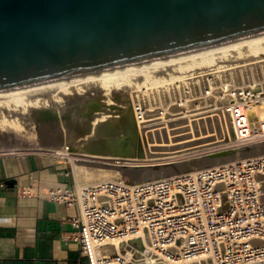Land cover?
<instances>
[{
    "label": "built area",
    "instance_id": "built-area-1",
    "mask_svg": "<svg viewBox=\"0 0 264 264\" xmlns=\"http://www.w3.org/2000/svg\"><path fill=\"white\" fill-rule=\"evenodd\" d=\"M214 59L166 72L172 79L159 89L133 88L139 147L151 156L132 164L108 158L128 172L174 161L186 164L181 171L80 183L79 156L67 143L0 148V157L37 154L69 166V186L44 187L30 177L18 194L75 206L70 235L88 264H264V54ZM213 156L231 159L191 164ZM114 239H124L116 252L108 247Z\"/></svg>",
    "mask_w": 264,
    "mask_h": 264
},
{
    "label": "water",
    "instance_id": "water-1",
    "mask_svg": "<svg viewBox=\"0 0 264 264\" xmlns=\"http://www.w3.org/2000/svg\"><path fill=\"white\" fill-rule=\"evenodd\" d=\"M261 31L264 0H0V89Z\"/></svg>",
    "mask_w": 264,
    "mask_h": 264
},
{
    "label": "bare ground",
    "instance_id": "bare-ground-1",
    "mask_svg": "<svg viewBox=\"0 0 264 264\" xmlns=\"http://www.w3.org/2000/svg\"><path fill=\"white\" fill-rule=\"evenodd\" d=\"M231 54L239 58L264 54V31L173 54L155 56L95 71L72 73L45 81L0 89V133L15 132L22 136H28L33 133L36 118L42 121V119L45 120V117H51L54 112L57 113L59 111L60 114L66 106L68 107V104L70 107H78L81 104H84L85 107L94 106L89 109L90 115H86L89 116L86 119V124L76 129L83 138L81 139L82 142H84L83 146H79V150L83 154H88L90 158H97V160L120 158L130 161L131 164L134 161L143 163L151 155L142 154L139 147L136 124L132 113H130V100L134 94L127 92L129 93V98L126 99L125 94L121 92L124 89L121 90V88H126L127 85H131V87L134 85V88L144 87L145 90L159 89L170 82L172 77L169 75L173 71L191 70L201 65L210 64L215 62V56L223 61L224 58L229 57ZM120 104L122 107L125 105L124 108H128V110H119L120 108L117 107ZM97 108L101 112H95ZM114 108L116 110H113ZM258 111L260 118L263 119L264 109H258ZM103 121H106V123L102 124ZM88 124H90L91 128L86 130ZM70 131L72 132L71 129ZM69 137L71 138V134ZM169 155L172 156L171 154ZM169 155L158 154L161 157L167 156L164 158H169ZM237 156L242 155L239 154ZM230 159V157L213 156L193 159L191 164L200 167L225 162ZM174 163L171 162V165L163 166L164 168L160 172L141 169L138 172H130L126 176L138 182L174 171L175 169L180 170L186 166L175 167ZM113 166L116 171L101 168L100 172L105 173L108 178H116L122 176L120 175L122 170H124L122 167H126L127 164L121 163ZM140 167H143V165ZM122 240L124 239L110 241L109 249L114 252L119 250ZM137 243L141 246L142 242L137 240Z\"/></svg>",
    "mask_w": 264,
    "mask_h": 264
},
{
    "label": "crops",
    "instance_id": "crops-1",
    "mask_svg": "<svg viewBox=\"0 0 264 264\" xmlns=\"http://www.w3.org/2000/svg\"><path fill=\"white\" fill-rule=\"evenodd\" d=\"M68 169L37 154L0 157V264H88L70 235L76 207L18 194L30 177L67 187Z\"/></svg>",
    "mask_w": 264,
    "mask_h": 264
},
{
    "label": "rangeland",
    "instance_id": "rangeland-1",
    "mask_svg": "<svg viewBox=\"0 0 264 264\" xmlns=\"http://www.w3.org/2000/svg\"><path fill=\"white\" fill-rule=\"evenodd\" d=\"M132 88H134V85L132 87H131V85H127L126 88L125 87L121 88V90L124 89L121 92H123L125 94V96L127 97L126 99L129 98L128 97L129 93H127V92H132ZM126 102H127V100H126ZM123 106L125 107V105H123ZM92 107H94V106H92ZM92 107H89V106L85 107L84 104L78 105V107H72V106L70 107L68 104V107L66 106L67 109L65 108L62 111V113H60V114H59V111H57V113L54 112L51 114V117H48V118L42 117L45 119V120L42 119V121H39V119L36 118L35 119L36 122L34 120L35 124L33 126V129H34L33 133L28 135V136L27 135L22 136V135L15 133V132H1L0 133V148H8V147H20V148H31V149H33V148H36V149L45 148L47 150V149H51L52 146H60L63 143H67L70 145L71 149L74 152H76L79 156V161L74 164V170H75V174L77 176V179L79 180L80 183H88V182H91L94 180H98V179H102V178H108V177H106L105 173L103 174L100 172V169L102 168L105 170L106 169L107 170H115V167L113 166L114 163L112 160H108V159H106V160L105 159H102V160L98 159L97 160V158H92V157L90 158V156H88V154L87 155L83 154L79 150V146H83L84 142H82L81 139H83V138H82V136L79 135L80 133H79V131H76V129L81 127L83 124H86V119L89 118V116H86V115H88V114L90 115L89 109H91ZM124 107H122L120 104V106L117 108H120L119 110H128V108H124ZM71 109H73V110H71ZM77 109H79V110H77ZM113 110H116V108H114ZM95 112L99 113L101 111H100V109L97 108L95 110ZM78 113L80 114V116ZM130 113H131V110H130ZM70 114H71V117H70ZM74 114H75V116H74ZM68 116H69V118H68ZM249 119H250V121H255V113L254 112L250 113ZM71 123H72V125H71ZM103 123H106V121L105 122L103 121L102 124ZM70 126H72V128H70ZM87 127H86V130L90 129L91 128L90 124H88ZM70 129L72 130V132L70 131ZM70 134H71V138L69 137ZM77 135H79L80 137ZM74 138H75V140H73ZM76 139H78V140H76ZM173 165L175 167H177V166L186 165V164L183 162H180V163L175 162ZM130 166H133V165H130ZM147 166L148 165L145 164L144 168H138V169H136V171H130V172H138L141 169H147L146 168ZM128 167H129V165H127L126 167H122L124 170H122L120 175L126 176L128 173H130L127 171ZM160 170H159V172H160ZM95 174L96 175L98 174V176H96Z\"/></svg>",
    "mask_w": 264,
    "mask_h": 264
}]
</instances>
